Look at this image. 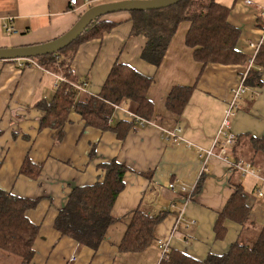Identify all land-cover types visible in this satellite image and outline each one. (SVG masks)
Instances as JSON below:
<instances>
[{"label":"crops","instance_id":"obj_1","mask_svg":"<svg viewBox=\"0 0 264 264\" xmlns=\"http://www.w3.org/2000/svg\"><path fill=\"white\" fill-rule=\"evenodd\" d=\"M216 1L231 9L228 22L241 31L237 50L250 59L248 41L258 42L264 36L258 26V20L264 23V0ZM70 2L0 0V49L45 44L63 36L89 9L84 0H77V6ZM103 21L116 26L101 39L82 44L72 61L74 76L86 84L84 93L98 95L116 62L153 79L147 96L154 106V124L133 126L124 139L113 130L103 132L87 126L74 111L61 129L42 128L45 112L36 104L51 100L60 81L42 68L22 67L19 60L0 61V189L39 200L37 207L27 212L29 220L40 227L30 264H158L161 243L204 261L210 254H225L239 239L256 235L264 226V195H258V186L254 195L246 192L247 176L232 165L247 161L249 138L264 137V70L262 85L248 87L233 109L230 128L225 129L232 90L247 76L249 63L204 67L186 45L191 24L183 22L162 64L156 67L141 58L147 40L131 37L128 12L109 14ZM5 25L15 32L8 34ZM174 87L192 88L180 117L166 108ZM134 119L131 109L124 106L115 110L111 125ZM176 129L181 131L172 137L170 133ZM225 133L235 137L228 145ZM239 138H243L242 146ZM222 151L224 158L220 157ZM27 158L39 170L36 177L20 173ZM113 160L128 168L123 191L111 211L119 221L96 250L61 236L54 221L70 193L102 181L105 172L100 166ZM250 163L264 177V158L255 157ZM239 184L251 208L249 222L242 226L227 219L226 235L217 239L216 222ZM136 210L151 218L161 216L154 228L156 240L140 254H123L119 244ZM0 256V264L14 259L9 254Z\"/></svg>","mask_w":264,"mask_h":264},{"label":"trees","instance_id":"obj_2","mask_svg":"<svg viewBox=\"0 0 264 264\" xmlns=\"http://www.w3.org/2000/svg\"><path fill=\"white\" fill-rule=\"evenodd\" d=\"M230 12V8L222 6L216 0H182L161 10L128 12L132 22L131 37L146 38L141 58L159 67L179 25L189 22L191 26L186 35V45L194 50L196 62L204 67L212 63L247 65L249 57L237 50L241 31L228 22ZM104 17L106 16L95 19L78 39L60 52L31 58L45 71L66 79L58 83L56 94L51 100L36 104L45 112L40 121L42 128L61 129L67 122L69 113L74 111L87 126L103 132L113 130L119 139H124L133 126H138L136 120L111 125L115 110L124 106L129 107L137 117L155 121L154 106L147 96L153 79L131 66L116 62L98 95L81 92L72 86L86 85L72 73V61L77 49L86 42L101 39L116 26L115 23L103 21ZM258 21V26L264 30V23ZM263 70L264 43L250 66L245 85L249 88L260 87ZM191 93V87H174L166 101L167 110L180 117ZM237 141H241L242 146L243 138ZM248 143L255 153H264V137L260 140L249 138ZM100 167L105 172L103 180L74 188L54 221V228L61 236L94 250L99 248L108 230L119 221L112 216L111 211L123 191L124 177L128 171L124 164L116 160ZM20 173L33 178L39 174V170L27 158ZM38 203L37 199L19 197L0 189V251L16 256L20 259V264H30L34 257V244L40 227L29 220L27 212L35 209ZM250 215L251 208L243 187L239 184L216 222V238L223 239L226 235L224 222L227 219L246 226ZM131 216L119 250L123 254L137 255L156 240L154 228L161 216L151 218L140 210H136ZM160 264H264V226L255 236L239 239L223 255L210 254L204 261H198L182 252L169 249Z\"/></svg>","mask_w":264,"mask_h":264},{"label":"water","instance_id":"obj_3","mask_svg":"<svg viewBox=\"0 0 264 264\" xmlns=\"http://www.w3.org/2000/svg\"><path fill=\"white\" fill-rule=\"evenodd\" d=\"M182 0H124L90 7L63 36L45 44L0 49V61L31 59L60 52L68 47L97 18L113 13L161 10Z\"/></svg>","mask_w":264,"mask_h":264},{"label":"built area","instance_id":"obj_4","mask_svg":"<svg viewBox=\"0 0 264 264\" xmlns=\"http://www.w3.org/2000/svg\"><path fill=\"white\" fill-rule=\"evenodd\" d=\"M104 1L105 0H84V5L88 8H90V7L96 6V4H99V3L104 2ZM70 3L73 6H77V0H71ZM5 30L8 34L15 32L14 28L12 26H9V25H5ZM263 43H264V36L258 42L248 41L247 45H248L249 49L251 50V56H250V60H249L250 66L252 65L253 60H254L255 56L257 55V53H258V51H259V49ZM19 61L22 62V65H21L22 67L41 68L32 59H21ZM72 73L74 74V70H72ZM56 78L58 81H66V79L62 76H56ZM245 79H246V76L242 79L240 84L232 90V100L230 102L229 110L227 111L224 122H223V128H225V129L230 128V122L229 121H230V117H232V115H233V109H235L237 107L238 100L243 97V95L246 93V91L248 89V87L245 85ZM72 86L76 90H79L81 92H85L86 85L81 86L78 84H72ZM134 118H135L134 120L137 121L139 127H145V126L154 124V121L145 120L143 118L137 117L135 114H134ZM180 131H181V129H176V131L172 132V134L170 133V135L172 137L176 136V133H179ZM225 136H226L225 145L232 143L235 139L233 134L225 133ZM208 154L213 155L212 152H208ZM223 156H225L224 151H222V153L220 154V157H223ZM232 167L234 169H236L237 171H239L244 176H246V175L252 176L258 180H261L264 183V178L262 176H260V174H258L257 171L255 169H253V167L249 163L241 160V161H238L235 164H233ZM204 169H206V168H204ZM182 191L186 192V188L182 187ZM192 191L190 192V194L192 193ZM258 195L263 196L262 191H258ZM161 244H162V251L163 252H162L160 262L165 257L166 253L169 251V248L166 244H164V243H161ZM160 262L158 264H160Z\"/></svg>","mask_w":264,"mask_h":264},{"label":"rangeland","instance_id":"obj_5","mask_svg":"<svg viewBox=\"0 0 264 264\" xmlns=\"http://www.w3.org/2000/svg\"><path fill=\"white\" fill-rule=\"evenodd\" d=\"M105 3H110V2L104 1V2H101L99 4H105ZM99 4H96V5H99ZM245 153H246L245 160L249 161V162H247V161L246 162L249 163L251 166H252V164L250 162L252 160H254L255 157H257V159L264 158V153H262L260 151L255 153L254 149L252 148L251 144H249V143L246 145V152ZM253 169H255V168L253 167ZM257 173L259 174L260 172L257 171ZM246 176H247L246 179H245V187H246L245 190H246V192L250 193L251 195H254V191L256 190V187L258 186L259 189H261V191H263L262 193L264 195V183L261 180L253 178L252 176H249V175H246ZM258 200L261 202L262 198H258ZM0 254H5L6 255L7 253L0 251ZM11 256H13L12 258H14V259H11L8 262V264H19L18 263V259L16 258V256H14V255H11ZM0 259H3L2 256H0Z\"/></svg>","mask_w":264,"mask_h":264}]
</instances>
